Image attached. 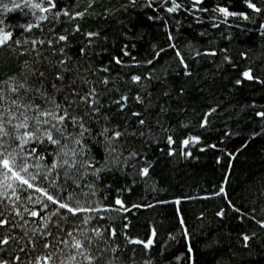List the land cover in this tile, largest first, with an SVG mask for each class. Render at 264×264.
Segmentation results:
<instances>
[{"label":"trees","instance_id":"obj_1","mask_svg":"<svg viewBox=\"0 0 264 264\" xmlns=\"http://www.w3.org/2000/svg\"><path fill=\"white\" fill-rule=\"evenodd\" d=\"M15 2L21 8L0 6V29L11 33L0 47V89L6 98L19 95L55 110L36 91L42 82L63 107L75 102L72 116L83 117L65 120L64 136L53 130L58 145L43 135L49 126H39V140L25 146L36 150L28 158L37 176L32 183L53 195L86 192L81 204L97 210L72 216L61 209L67 219L48 221L57 206L34 189L18 190L19 202L0 197V219L9 221L0 226V238L9 239L0 244V258L34 264L55 252L59 264L73 251L59 241L71 244L72 231L86 246L91 240L86 254L98 257L93 264H264V116L258 115L264 113V0H250L259 12L249 0H175V12L167 11L172 0H53L57 7L49 12ZM3 4L12 8L13 0ZM43 6L50 7L47 0ZM246 71L253 79L244 78ZM18 83L24 88L11 93ZM93 89L96 103L81 102ZM18 143L5 138L8 151H20ZM72 148L75 157L57 156ZM63 159L77 161L71 178L67 166L49 169ZM40 201L49 207L42 210ZM49 231L53 247L45 249L41 234ZM244 235L251 237L247 247ZM149 239V248L130 243ZM75 264L88 262L78 255Z\"/></svg>","mask_w":264,"mask_h":264},{"label":"snow or ice","instance_id":"obj_2","mask_svg":"<svg viewBox=\"0 0 264 264\" xmlns=\"http://www.w3.org/2000/svg\"><path fill=\"white\" fill-rule=\"evenodd\" d=\"M50 7H44L43 3L44 0H39V2H32V0H24V7H27L29 9H35L39 10L40 12H49L51 8L57 7L56 3L53 2V0H47ZM199 2V0H197ZM173 6L168 8L167 11L169 12H175L180 5L175 3V0H172ZM0 6L4 7L6 11H12L14 9L21 8V4L16 3L15 0H13V7L8 8L7 5L3 4V0H0ZM248 7L254 9L256 12H259L260 9L256 7L255 4L251 3L250 0L248 2ZM221 13H223L225 16L230 15L228 13L227 9L220 8L218 9ZM59 15V13H57ZM67 15V13H65ZM77 15L82 16L83 13H77ZM245 19L248 17L245 16ZM47 19L46 16H40L39 20H45ZM38 26V25H37ZM91 35H95L90 33ZM11 39V33L5 32L3 29H0V47H3L8 41ZM59 40H66L65 36H60ZM127 54V53H125ZM179 55V53H177ZM117 64L121 63L119 59L115 61ZM151 63V61H149ZM67 71V69H65ZM104 71H107V69H104ZM44 73H40V76L42 77ZM243 76L245 79H253V76L251 75L250 71H246L243 73ZM56 79L62 80L63 77L61 75H57ZM141 77L139 76H133L132 80L134 82H139ZM74 82V81H73ZM86 82V81H85ZM104 83H107V80L104 81ZM239 83V81H237ZM54 92L60 91V87H58L54 82L51 85ZM24 88L23 84H16L15 86H12L10 88L11 93L18 94L20 92V89ZM41 89H44L41 91ZM26 92L31 91V88H26ZM37 93L41 97H44L47 99V101L55 106V110L51 108H43L40 105H36L32 103L30 100L28 102H22L21 97L19 95L16 96L15 99H12L10 97L6 98L4 95V91L0 89V149H3L0 151V197H8L11 199V197H15L14 202L20 201V196L18 195V190L20 192L27 191L28 189H34L35 192L41 193L43 197L46 198L48 202H50L52 205H56L57 208L51 213V215L48 217V221H51L52 216H60L61 219H67L65 215H63L60 210L63 209L66 211V213H70L72 216H77L80 213H86L90 211H96L97 209H92L90 207H85L83 204H81L78 196H88V193H80L76 194L74 191L72 193H68L67 196H62L61 194L57 193L56 195L50 194L46 188H41L32 183V181H35L37 179L36 175H33L29 172V168L33 167L29 163V156H31L33 153H35V149L33 148L30 152H25V146L28 145L33 140H39V136L37 135L38 132H40V127L42 125L49 126L44 128L43 135L46 137V139L52 144V145H58L60 144V140L53 135V130L58 133L60 136H64V129L66 128V125L64 124L65 120L71 121L73 124L77 122V120H83V117H75L72 116L69 112V109L71 108V104L75 103L74 101L70 102L67 107H63L60 103L55 101L54 96H50L48 94L47 89L44 87L43 83L41 82L40 87L36 89ZM95 90L93 89L91 92L85 94L84 96H81V102L89 104V106L96 103L94 97ZM8 99L10 103L7 107H5V100ZM68 98L65 97V100ZM121 100H127V97H122ZM117 103H120V101H117ZM99 109L93 108V111H98ZM29 113H32L29 115ZM138 115V114H137ZM258 115L264 116V113H259ZM54 121V123H53ZM140 124H143L144 121H139ZM206 123V121H205ZM58 125L62 127H58ZM81 129L86 131L84 129L83 124H80ZM24 130L21 132V130ZM108 129H105L104 132L106 133ZM82 134V133H81ZM101 135H104V133H101ZM121 135L120 132H115L114 137L119 138ZM5 138L12 139L19 141L17 147L20 149V151H16L13 149L12 151H8L7 147L5 146ZM111 140L112 138H108ZM171 142V138H169ZM42 142V141H41ZM76 144H80V140H75ZM185 145L189 143L188 140H185L183 142ZM62 148H67L68 145L64 144L61 145ZM115 149H113L114 151ZM64 156L68 157L71 155L72 157H75L77 155V152L74 148L69 149L68 151L58 152L57 156ZM40 159H43V157H40ZM77 164V161L75 159H72L71 162L69 159H63L55 160L52 162V164L49 166L50 170L57 169V168H63L67 166V170L65 171L64 175L65 178H71L69 175V172L71 169L75 168ZM38 167V165H35ZM91 167V165H88ZM148 169H143V174L147 175ZM45 179L47 177L45 176ZM54 186V185H53ZM9 190H10V196H9ZM64 192H67L66 188H63ZM221 192H223V189H221ZM94 195V193H93ZM28 203H33V198L31 195L26 197ZM67 201V202H66ZM42 205V210L47 209L49 207V204L44 203L43 201H40ZM176 203H179V201H176ZM116 204L121 205L123 207L122 201L117 200ZM0 205H3V200L0 199ZM25 212H28V214L32 217H40V212L35 210H29L27 207L24 209ZM223 211L218 213V215H223ZM17 216H21V219H23L22 214L19 211H16ZM4 216V212L0 210V217ZM92 217H84V223H88ZM9 221L7 218L0 219V226H3L4 224H8ZM25 225L28 223V221L24 222ZM54 226H58V222L54 224ZM264 226V225H262ZM23 227V225L21 226ZM44 228H48V223L46 222L44 224ZM33 235L36 234L37 229H33ZM95 232V235L97 237H101V233L99 230L93 229ZM27 235V232L25 233ZM44 239L45 243L43 244V248L48 249L50 247H53L51 243L47 241V236L51 235V232H45L41 234ZM69 237L72 238L71 244H69L68 240H60L59 242L61 244H64L66 247H69L73 251L68 253L64 259L59 260V264H75L77 261V256H82L84 260L88 262V264H93V260L98 259V257H94L91 254H86L88 252V247L91 245V240L88 241V245L86 246L84 240L78 239L73 235L72 231H69L67 233ZM111 235H115V232L113 231ZM87 239V238H86ZM251 239L250 236L244 235L243 240L245 241L244 246L247 247V241ZM9 243L8 238H0V244L6 245ZM130 243H142L145 248H149L152 245V240L149 239L147 242L139 241V240H131ZM4 251L2 247H0V252ZM23 251V249H21ZM114 251V250H113ZM61 252H63V249H61ZM54 256H56L55 252H49L46 255L37 257L34 264H54ZM17 260L20 258L17 256ZM58 259V257H57ZM0 264H8L7 261H4L2 258H0Z\"/></svg>","mask_w":264,"mask_h":264}]
</instances>
